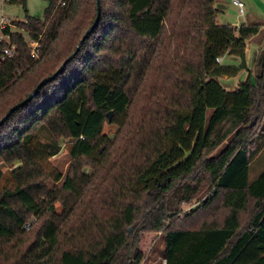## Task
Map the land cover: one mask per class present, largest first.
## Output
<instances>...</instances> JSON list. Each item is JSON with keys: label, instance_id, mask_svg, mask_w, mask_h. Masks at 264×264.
Segmentation results:
<instances>
[{"label": "trees", "instance_id": "1", "mask_svg": "<svg viewBox=\"0 0 264 264\" xmlns=\"http://www.w3.org/2000/svg\"><path fill=\"white\" fill-rule=\"evenodd\" d=\"M46 1L0 30L16 48L0 119L71 56L0 125V264H141L143 232H160L164 264H264V48L245 63L260 25L218 23L217 0H99L91 28L96 0ZM93 108L123 113L114 138H79ZM69 138L52 179L45 162Z\"/></svg>", "mask_w": 264, "mask_h": 264}, {"label": "rangeland", "instance_id": "2", "mask_svg": "<svg viewBox=\"0 0 264 264\" xmlns=\"http://www.w3.org/2000/svg\"><path fill=\"white\" fill-rule=\"evenodd\" d=\"M240 1L243 3L244 9V13L242 15H239L238 8L232 4V0H217L215 6L219 10L218 23L220 24L239 25L241 23H257L260 25L258 33L248 40L246 46L245 63L248 69H252L258 48H264V0ZM46 6V0H25L24 4L9 3L4 0H0V18L4 16L6 18V22L10 23L9 26L11 29L19 31L17 27L12 25L13 21L24 20L26 14L41 18L43 15V10ZM221 64L238 66L241 64V59L239 57L225 55L222 58ZM246 75L247 70L244 69L239 72L236 77H232L231 79H226L223 77L219 79V82L227 89L233 88L240 80H244ZM109 111H111L110 119H108L107 112L103 113L100 109L93 108L90 111L87 120L85 121L79 138L88 137L94 134L98 129H100L103 134L108 135L110 138H114L119 130V124L122 121L123 113H114L112 110ZM77 139L78 138H69L63 140L59 154L51 157L45 162L44 167L50 171V177L52 179H54L55 175L61 173V181L63 180L64 173L66 172V168L71 159L69 151ZM256 166L257 167H255L253 170H250V179L255 178L263 168V164L261 163H257ZM0 169L3 172L0 185H11L12 180L9 175L11 169L3 163H0ZM87 171L90 170L87 169ZM199 202L200 200H195L190 203H182L181 212L179 213L178 217L182 218L184 214L189 213L193 208H195ZM55 208L58 213L61 211L59 205H56ZM133 230L134 227L131 226L129 232L131 233ZM138 247L144 254L141 264H162L163 257L161 255V251L163 246L160 232L141 233Z\"/></svg>", "mask_w": 264, "mask_h": 264}, {"label": "built area", "instance_id": "3", "mask_svg": "<svg viewBox=\"0 0 264 264\" xmlns=\"http://www.w3.org/2000/svg\"><path fill=\"white\" fill-rule=\"evenodd\" d=\"M232 4L238 8L239 15H242L244 13L243 9V3L240 0H232ZM7 26L6 24V18L3 16L0 18V30ZM4 37L2 34H0V41H2ZM28 45L30 47V56L32 58L38 57V41L30 40L28 42ZM15 45L13 43H7L6 45L0 46V61H3L6 58L12 57L15 54ZM217 61H221V58L218 57L216 59ZM27 225L25 226V228Z\"/></svg>", "mask_w": 264, "mask_h": 264}, {"label": "water", "instance_id": "4", "mask_svg": "<svg viewBox=\"0 0 264 264\" xmlns=\"http://www.w3.org/2000/svg\"><path fill=\"white\" fill-rule=\"evenodd\" d=\"M96 10H97V14H96V19H95V22L93 23V25H92V27L91 28H93L94 26H95V24H96V22H97V20H98V17H99V14H100V3H99V0H96ZM88 32H89V30H87L85 33H84V35H83V37H82V39H81V41L79 42V44L77 45V47H76V51L79 49V47H80V45L82 44V42L85 40V38L87 37V34H88ZM71 57V56H70ZM69 57V58H70ZM69 58L68 59H66L63 63H62V65L50 76V77H48V78H45V79H42L35 87H34V89H33V91L28 95V97L25 99V100H23V101H21L20 103H18V104H16V105H14L13 107H11L10 108V110L0 119V125L6 120V118L8 117V115L12 112V111H14L16 108H18L20 105H22V104H24L27 100H29L30 98H32L33 97V95L40 89V87L44 84V83H46L47 81H49V80H51V79H53L61 70H62V68H63V66H64V64L69 60ZM107 116H108V119H110V117H111V111H108L107 112Z\"/></svg>", "mask_w": 264, "mask_h": 264}, {"label": "crops", "instance_id": "5", "mask_svg": "<svg viewBox=\"0 0 264 264\" xmlns=\"http://www.w3.org/2000/svg\"><path fill=\"white\" fill-rule=\"evenodd\" d=\"M6 24L10 25V23H8V22H6ZM226 79H228V78H226ZM162 264H164V259L162 260Z\"/></svg>", "mask_w": 264, "mask_h": 264}]
</instances>
